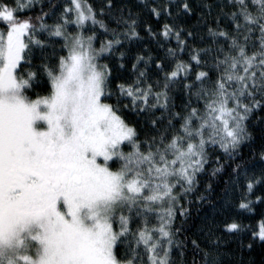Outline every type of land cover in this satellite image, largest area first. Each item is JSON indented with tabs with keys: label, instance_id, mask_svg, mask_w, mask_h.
<instances>
[{
	"label": "snow or ice",
	"instance_id": "6c2138e0",
	"mask_svg": "<svg viewBox=\"0 0 264 264\" xmlns=\"http://www.w3.org/2000/svg\"><path fill=\"white\" fill-rule=\"evenodd\" d=\"M253 120L264 0H0V264H256Z\"/></svg>",
	"mask_w": 264,
	"mask_h": 264
},
{
	"label": "trees",
	"instance_id": "16d2710c",
	"mask_svg": "<svg viewBox=\"0 0 264 264\" xmlns=\"http://www.w3.org/2000/svg\"><path fill=\"white\" fill-rule=\"evenodd\" d=\"M57 2L59 4H63L64 3V0H57ZM89 2L92 3L93 6L98 9L99 6H100L101 0H89ZM49 22H51V21H49ZM191 23L192 24H195L196 23L195 19H193L191 21ZM97 45H99V44L97 43ZM250 126H252L254 128L255 135L257 136V141H256V144H255V147L256 148H259V146L261 144V139L260 138L262 136H264V133H262L260 131V128L257 125V122L255 120H253L251 122ZM244 151H245V153H247L248 152V149L246 148ZM225 179H227V177H225ZM222 190H223V185H221L217 189V192L213 195V199L214 200H218L219 199V196L222 194ZM213 216H214L213 209L209 205H204L200 209L199 215H197V213L195 211L193 212V220H192V222H191V224L189 226L196 225V227H193V229H192L193 232H196L197 231V228L199 227V224H200L201 220L204 217L211 218ZM241 219L243 220V222L245 224H253V225H255L256 222H257L256 220H253L250 217V215H248V214H245L244 216H242ZM242 239H244V242L247 243L248 237L246 235L244 237H242ZM235 248H236V244L234 243L233 244L234 254L231 257V259L238 262L240 260V253L235 252ZM244 259H245V261H247L248 259H252V260H255L256 264H261V262L264 261V250H262L259 247V245H257L255 247V249L252 250L249 253V251L245 248L244 249Z\"/></svg>",
	"mask_w": 264,
	"mask_h": 264
},
{
	"label": "rangeland",
	"instance_id": "374dc122",
	"mask_svg": "<svg viewBox=\"0 0 264 264\" xmlns=\"http://www.w3.org/2000/svg\"><path fill=\"white\" fill-rule=\"evenodd\" d=\"M99 45H97V47H98Z\"/></svg>",
	"mask_w": 264,
	"mask_h": 264
}]
</instances>
